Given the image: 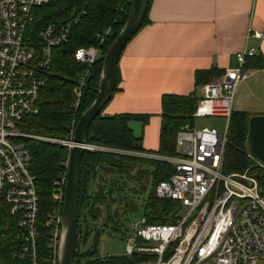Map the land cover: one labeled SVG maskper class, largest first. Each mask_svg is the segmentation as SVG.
I'll list each match as a JSON object with an SVG mask.
<instances>
[{
  "label": "built area",
  "instance_id": "obj_1",
  "mask_svg": "<svg viewBox=\"0 0 264 264\" xmlns=\"http://www.w3.org/2000/svg\"><path fill=\"white\" fill-rule=\"evenodd\" d=\"M56 0H0V221L9 218L12 231L8 257L12 261L38 264V195L31 156L24 139L40 140L71 147L76 125L71 122L70 140L39 137L21 131L26 116L39 112L38 100L47 82L52 50L68 41L72 27L82 14L70 21L46 24L37 40L27 35L36 10ZM108 30L105 32V35ZM260 42L264 33L248 30L246 40ZM258 54V47H244L236 55L237 66L222 79L201 87L193 120L223 118L225 127L200 129L182 126L175 137V155L162 156L86 146L168 164L172 175L153 187L157 200L173 201L180 211L187 209L175 224H149L141 216L132 224L134 236L126 241L123 256L147 255L143 264H264V189L248 170L223 173V156L230 115L240 84L251 76L243 69L247 58ZM100 56L95 46L78 48L74 60L86 66L74 89L73 110H77L88 69ZM249 157V156H248ZM254 161V160H253ZM255 166L264 170V166ZM51 192L53 207L46 214L48 230L43 264H57L58 244L67 160Z\"/></svg>",
  "mask_w": 264,
  "mask_h": 264
},
{
  "label": "trees",
  "instance_id": "obj_2",
  "mask_svg": "<svg viewBox=\"0 0 264 264\" xmlns=\"http://www.w3.org/2000/svg\"><path fill=\"white\" fill-rule=\"evenodd\" d=\"M133 0H56L36 10V16L28 27L32 40H37L38 32L49 23L70 21L82 14L80 21L72 27L68 41L52 50V64L47 82L39 94V112L26 116L19 124L21 131L60 140H70L71 122L77 123L80 114L92 103L98 92L99 76L104 56L122 29ZM148 9L142 27L147 24ZM141 27V28H142ZM108 33L105 35V32ZM95 46L100 51L97 61L90 66L82 90L79 106L73 110V89L86 70V66L74 60V51L78 48ZM264 67L262 58L257 54L247 58L243 69L246 71ZM213 74L211 71L197 72L196 85L203 84ZM119 82L117 69V83ZM113 93V94H114ZM198 99L194 95H164L161 98L162 129L159 135V147L154 153L162 156L175 155V137L178 130L188 125L193 127L192 115ZM103 111V110H102ZM252 115L233 111L230 115L225 151L223 173L238 174L248 170L264 189V170L255 166L244 149L247 136L248 119ZM146 117L129 114L104 116L102 112L90 124L87 145L126 152L145 153L141 146L142 137H135L129 127L130 122L145 124ZM31 156L30 172L35 177L38 195L37 245L43 264L44 245L47 229L44 226L46 214L53 207L51 192L59 176L65 172L64 164L69 149L66 146L33 139L23 140ZM146 164V165H145ZM145 166V168L143 167ZM173 169L163 162L128 155L109 153L99 150H85L81 159L79 184V214L77 245L73 264H143L151 258L135 254L126 256L97 255V246L101 233H125V224L135 216L138 206L119 197L122 186L136 181L141 189L150 184L145 200L141 203L142 216L149 224L172 225L179 219V204L173 201L157 200L153 187L167 180ZM119 175V180H115ZM149 181V182H148ZM129 223V224H128ZM96 224V226H95ZM9 218L0 221V264H30V262L12 261L8 257L10 239L5 235L12 231ZM90 240L88 249L80 252L81 245Z\"/></svg>",
  "mask_w": 264,
  "mask_h": 264
},
{
  "label": "crops",
  "instance_id": "obj_3",
  "mask_svg": "<svg viewBox=\"0 0 264 264\" xmlns=\"http://www.w3.org/2000/svg\"><path fill=\"white\" fill-rule=\"evenodd\" d=\"M147 19L119 59L117 91L102 115L146 117L129 126L141 129L143 154L157 155L162 96L199 99L202 86L237 66L246 46H257L264 64V39L246 40L248 30L264 33V0H150ZM207 71L213 74L196 85L195 74ZM249 72L253 80L239 88L233 111L264 115V67Z\"/></svg>",
  "mask_w": 264,
  "mask_h": 264
},
{
  "label": "water",
  "instance_id": "obj_4",
  "mask_svg": "<svg viewBox=\"0 0 264 264\" xmlns=\"http://www.w3.org/2000/svg\"><path fill=\"white\" fill-rule=\"evenodd\" d=\"M149 0H133L127 19L116 38L109 46L100 71L98 92L92 103L80 114L75 125L66 167V184L60 226L57 264H73L77 245L79 214V184L81 159L87 146L90 124L100 115L110 101L117 83L119 59L127 44L142 27ZM130 124L142 123L130 122ZM130 127V126H129ZM131 129V128H130ZM132 130V129H131ZM244 149L254 161L264 166V115L251 116L247 124ZM136 131V135L135 132ZM141 129L133 130L135 137H141Z\"/></svg>",
  "mask_w": 264,
  "mask_h": 264
},
{
  "label": "rangeland",
  "instance_id": "obj_5",
  "mask_svg": "<svg viewBox=\"0 0 264 264\" xmlns=\"http://www.w3.org/2000/svg\"><path fill=\"white\" fill-rule=\"evenodd\" d=\"M251 80H253V78L251 76L248 77L240 84L239 88L242 87L244 84L246 85ZM194 127L197 129H200L202 127L215 128L216 130L221 132L223 131L225 127V119L210 118V117L197 118L194 120ZM134 133L136 135V131ZM52 144H56V143H52ZM251 160L253 161V159ZM143 167L145 168V166ZM118 177L119 175L113 178H115V180H119ZM149 189H150V184H147L145 189H141L137 185L136 181H132V183L126 184V186H122L121 191L119 192V197L122 199H126L130 203L138 206L139 207L138 211L135 214L134 218L130 217V221H131L130 224L129 223H128L129 225L125 224L126 231L123 235H120L119 233H115V232H110L107 229H105L101 233L99 241H98V246H97L98 256L109 257V256H123L124 255L127 239L134 236V232H133L134 228L132 227V224H134L142 216V211H141L140 206H141L142 201L145 200V198L147 197ZM186 212H187V209L184 208L179 212V215L182 217L186 214ZM90 244H91V241L88 240L85 245H81L79 248L80 252H83L86 249H88Z\"/></svg>",
  "mask_w": 264,
  "mask_h": 264
}]
</instances>
